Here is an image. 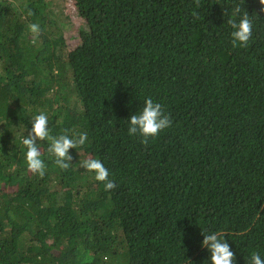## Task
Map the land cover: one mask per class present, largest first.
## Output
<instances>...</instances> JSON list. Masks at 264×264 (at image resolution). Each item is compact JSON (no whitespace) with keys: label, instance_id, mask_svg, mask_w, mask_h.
<instances>
[{"label":"trees","instance_id":"1","mask_svg":"<svg viewBox=\"0 0 264 264\" xmlns=\"http://www.w3.org/2000/svg\"><path fill=\"white\" fill-rule=\"evenodd\" d=\"M68 1L76 18L63 0H0V264H211L212 232L234 264L264 259V5ZM237 5L247 48L227 22ZM149 97L172 124L144 144L128 120ZM41 112L51 135L88 136L67 170L38 141L43 177L22 143Z\"/></svg>","mask_w":264,"mask_h":264},{"label":"clouds","instance_id":"2","mask_svg":"<svg viewBox=\"0 0 264 264\" xmlns=\"http://www.w3.org/2000/svg\"><path fill=\"white\" fill-rule=\"evenodd\" d=\"M260 3L264 5V0H260ZM195 4L199 8L200 0H195ZM241 11V5H237L233 9L232 17L227 22L233 29L231 33L233 46L239 45L240 47L247 48L253 34V21L246 11L242 15ZM261 11L264 12V8H261ZM28 15H32L31 10H29ZM193 16L195 19H199L197 13L194 12ZM237 16L239 19H236ZM28 28L32 34V42L35 43L42 29L38 23H31L28 25ZM128 121V134L130 136L139 134L142 137L141 142L144 144H148L150 137H157L162 130L170 127L172 124L170 116L164 113L162 105L154 102L150 97L145 100L140 113L131 115ZM44 140L50 142L47 151L54 157V164L62 170H67L72 165L71 161L73 160L69 150L84 146L88 140V136L87 133L74 132L70 136L67 129L64 130L63 134L58 136L51 135L48 116L43 112L36 115L32 121V128L28 135L23 138L22 143L27 148L26 162L29 171L33 174H38L40 177L45 175L46 164L41 159L38 141ZM79 164L87 171L93 172L97 181L104 183L105 191L113 190L116 187L115 182L109 179V170L101 160L87 158L80 161ZM203 235L202 246L208 248L210 251L211 264H234L235 254L224 240V237L221 238L215 232ZM248 264H264V259L258 253L253 252Z\"/></svg>","mask_w":264,"mask_h":264},{"label":"rangeland","instance_id":"3","mask_svg":"<svg viewBox=\"0 0 264 264\" xmlns=\"http://www.w3.org/2000/svg\"><path fill=\"white\" fill-rule=\"evenodd\" d=\"M58 1V0H57ZM63 4H64V8H63V12L64 13H67L69 16H72L73 18H76L75 17V14H73V10L71 9V5H70V2L68 0H63ZM68 37V36H67ZM73 39H68L67 42L68 43H72Z\"/></svg>","mask_w":264,"mask_h":264}]
</instances>
